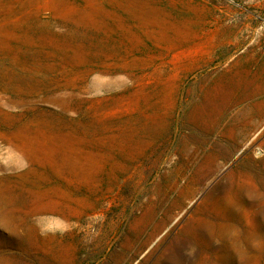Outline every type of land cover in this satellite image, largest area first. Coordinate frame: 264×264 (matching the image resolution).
Wrapping results in <instances>:
<instances>
[{
  "label": "rangeland",
  "instance_id": "rangeland-1",
  "mask_svg": "<svg viewBox=\"0 0 264 264\" xmlns=\"http://www.w3.org/2000/svg\"><path fill=\"white\" fill-rule=\"evenodd\" d=\"M0 264H264V0H0Z\"/></svg>",
  "mask_w": 264,
  "mask_h": 264
},
{
  "label": "clouds",
  "instance_id": "clouds-1",
  "mask_svg": "<svg viewBox=\"0 0 264 264\" xmlns=\"http://www.w3.org/2000/svg\"><path fill=\"white\" fill-rule=\"evenodd\" d=\"M219 243V241H217ZM192 251H194V246H190V250H186V255H191Z\"/></svg>",
  "mask_w": 264,
  "mask_h": 264
}]
</instances>
